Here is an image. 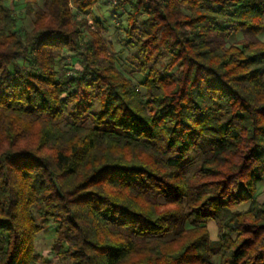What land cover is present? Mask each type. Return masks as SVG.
Returning <instances> with one entry per match:
<instances>
[{"label": "trees", "instance_id": "obj_1", "mask_svg": "<svg viewBox=\"0 0 264 264\" xmlns=\"http://www.w3.org/2000/svg\"><path fill=\"white\" fill-rule=\"evenodd\" d=\"M97 1L0 0V264H264V0H108L144 93Z\"/></svg>", "mask_w": 264, "mask_h": 264}, {"label": "rangeland", "instance_id": "obj_2", "mask_svg": "<svg viewBox=\"0 0 264 264\" xmlns=\"http://www.w3.org/2000/svg\"><path fill=\"white\" fill-rule=\"evenodd\" d=\"M28 1L33 2L34 0H20L18 3L13 6V4L8 1L4 0V4L9 7H13L16 14L20 18L19 26L22 28L25 27V29L29 30L33 27V14L27 16V6L26 3ZM39 6H42V2H39ZM34 8H37L35 6ZM112 10V4L108 2V0H98L94 6L92 7V10L90 12L95 13L97 17H99L105 26V29L100 32L101 37L104 40V44L106 46L108 53H117V64L118 66L124 70V72L133 78L134 82L139 85L141 91L144 93L145 90L141 86V83L143 82L145 75L138 71L137 63L139 62L136 58V53L133 52L126 42L124 41V31L123 29H118V26H120L119 20L113 17L111 14ZM122 12V10H119V13ZM76 19L80 20L82 18L88 19V25L91 26V29H93L95 26L93 25V19L92 15L90 13H76ZM125 15L121 18V21L123 22V26H126V20ZM89 34V33H88ZM87 38H90V34L86 35ZM250 38V35L244 31H238L232 33L227 38V43L230 44H238L241 40ZM259 38L264 41V31L259 34ZM66 59L63 60L59 67H63L62 73L67 74H73L76 69H80L81 65L79 62L78 57H74L73 55H67L65 53ZM196 168L195 164H191L189 166V172H193V170ZM257 200L263 201L264 200V180L260 183L258 187V192L256 195ZM249 203L244 204L243 206H240L239 209L244 210L248 207ZM207 225L209 227L212 241L213 243H216L217 240V228L215 223L210 220L207 222ZM54 234H55V226L50 223L49 225H45L44 229L39 233V235L36 238L35 245L37 251L42 254L45 258V260L39 264H67L68 260H59L57 257H55L52 253V243L54 240ZM217 261V259H215Z\"/></svg>", "mask_w": 264, "mask_h": 264}]
</instances>
